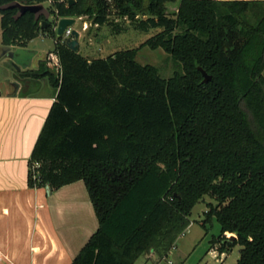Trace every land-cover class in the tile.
Masks as SVG:
<instances>
[{
	"label": "trees",
	"instance_id": "16d2710c",
	"mask_svg": "<svg viewBox=\"0 0 264 264\" xmlns=\"http://www.w3.org/2000/svg\"><path fill=\"white\" fill-rule=\"evenodd\" d=\"M69 1L51 0L48 10L117 34L113 13L138 31L160 30L138 49L95 59L57 37L61 73L45 59L18 74L48 78L58 90L30 160V186L83 181L99 222L72 264H133L151 252L164 260L206 197V235L213 218L221 228L211 247L239 245L236 264H264V1L181 0L171 15L167 5L177 0ZM13 2L48 0L0 7ZM17 13L0 10L4 48L52 29ZM143 47L164 50L182 72L162 78L137 61Z\"/></svg>",
	"mask_w": 264,
	"mask_h": 264
},
{
	"label": "crops",
	"instance_id": "0c3cea01",
	"mask_svg": "<svg viewBox=\"0 0 264 264\" xmlns=\"http://www.w3.org/2000/svg\"><path fill=\"white\" fill-rule=\"evenodd\" d=\"M36 58L22 71L37 69ZM18 74L0 69V264H72L99 222L83 181L57 190L30 186V160L56 97L48 78L23 80L18 96L9 97L3 82Z\"/></svg>",
	"mask_w": 264,
	"mask_h": 264
},
{
	"label": "rangeland",
	"instance_id": "374dc122",
	"mask_svg": "<svg viewBox=\"0 0 264 264\" xmlns=\"http://www.w3.org/2000/svg\"><path fill=\"white\" fill-rule=\"evenodd\" d=\"M181 0H177L174 4L167 5L168 14H173L177 11L178 5ZM49 9L50 3L43 4ZM146 17H140L145 19ZM76 23L71 27L73 31H77L80 37V53L90 59L106 58L116 52L124 50L138 49L151 37L156 35L160 30H150L149 32H142L134 29V26L129 22L126 17H119L116 14L110 16V20L115 23L116 26L122 28L121 33L117 34L115 28L105 25L104 27L97 28L85 17H77ZM1 20V15H0ZM59 18L52 15L50 22L52 23V29L45 35L39 32L36 37L28 41L26 44V50L21 49L13 51L9 48H3L0 43V69L10 67L12 70H17L13 66V61L7 60L4 57V51L13 53L14 60L18 66L24 63L29 64L30 60H34L36 57L39 59V54H51L56 49L57 32L55 25H57ZM55 24V25H54ZM87 24L88 29L83 30L84 25ZM13 47H19L15 44ZM4 49V50H3ZM17 52V53H16ZM137 61L143 65H152L156 67L159 74L164 79L171 78L175 72H182L181 66L177 64L170 55L164 50H152L149 47H143L138 51ZM49 67V66H48ZM51 71L56 73L55 69L49 67ZM212 202L209 198H205V201H200L192 211L190 216L191 225L185 231V233L178 239L176 246L169 253L168 258L160 260V258L154 253L142 255L133 264H236L240 258L241 247L239 245L233 247L229 252L225 253L223 261H218L213 253L210 251V241L214 236H219L221 228L216 218L207 222L208 233L206 235L205 228L202 226V222L206 219L205 213L208 211L207 203ZM227 238V237H226ZM235 237L227 238L234 239ZM225 240L220 241V245ZM215 248H219V245H214Z\"/></svg>",
	"mask_w": 264,
	"mask_h": 264
},
{
	"label": "water",
	"instance_id": "95a60500",
	"mask_svg": "<svg viewBox=\"0 0 264 264\" xmlns=\"http://www.w3.org/2000/svg\"><path fill=\"white\" fill-rule=\"evenodd\" d=\"M69 3L70 5H72L74 1L70 0ZM7 9H18L16 19L20 18L26 13H32L35 16L36 21H41V30H45L51 25L50 19L52 17V14L48 10V8H46L43 4L27 6L19 2H13L3 7H0V10H7ZM75 23H76L75 18H69V17L59 18L57 25H56L57 26V29H56L57 37L63 38L65 31L71 28ZM62 44L64 47L71 50L72 52L80 53V34L77 31L72 30L71 35L69 37H65L62 40ZM38 56H39V59L37 62H40L46 59V55L39 54ZM6 57L9 58L11 61H13V66L17 68L16 71L18 73H21L22 70L25 68V66L17 65V63L14 60L13 53H8ZM199 71L201 72L204 78L203 83L208 84L212 80V77L209 76L207 72L201 67H199ZM18 78L19 79H15V80L7 78L3 82V85L5 86L9 97H17L19 94V91L23 87V80H27V79L21 78L20 76H18ZM53 91L55 93L54 95V98H55L56 94L58 93V90L54 89ZM0 95H1V91H0Z\"/></svg>",
	"mask_w": 264,
	"mask_h": 264
},
{
	"label": "built area",
	"instance_id": "2783aa9c",
	"mask_svg": "<svg viewBox=\"0 0 264 264\" xmlns=\"http://www.w3.org/2000/svg\"><path fill=\"white\" fill-rule=\"evenodd\" d=\"M48 2L50 3L51 0H48ZM57 29V26L55 27ZM88 29V26L87 24L84 25L83 27V30H87ZM72 33V28H69L65 31L64 33V36L62 38V40L65 38V37H69ZM47 62H48V66L52 69H55L56 72L58 73H61V62H60V57L58 55V53L54 52V53H51V54H48L47 56ZM40 167V164H35L34 168H39ZM231 237H235L234 235H227V238H231ZM213 255L215 256V258L222 262L223 261V258L225 257V253H220L218 252V249H214V251H212ZM171 264V263H170Z\"/></svg>",
	"mask_w": 264,
	"mask_h": 264
}]
</instances>
